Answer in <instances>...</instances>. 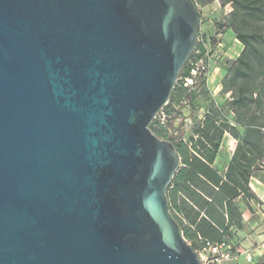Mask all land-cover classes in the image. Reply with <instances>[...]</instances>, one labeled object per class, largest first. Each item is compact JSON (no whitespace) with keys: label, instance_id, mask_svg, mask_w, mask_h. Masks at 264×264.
I'll return each mask as SVG.
<instances>
[{"label":"water","instance_id":"obj_1","mask_svg":"<svg viewBox=\"0 0 264 264\" xmlns=\"http://www.w3.org/2000/svg\"><path fill=\"white\" fill-rule=\"evenodd\" d=\"M200 22L193 0H0V264H202L150 128Z\"/></svg>","mask_w":264,"mask_h":264},{"label":"trees","instance_id":"obj_2","mask_svg":"<svg viewBox=\"0 0 264 264\" xmlns=\"http://www.w3.org/2000/svg\"><path fill=\"white\" fill-rule=\"evenodd\" d=\"M237 3L242 8L245 17H253L262 12L258 0H244L238 1ZM236 35L237 39L244 46V50L236 62L233 63L234 67L231 70L233 72L232 78L224 88L226 93H231L232 95L230 105L235 115V121L238 126L242 127L245 131L242 144H239L238 146L236 157L243 148L248 147L249 150L255 152L256 158L259 161H262L264 159V132L262 131L264 128V82H261L260 80L264 79V36L258 32H244L243 30L237 29ZM259 43H261V45ZM198 50L201 54L200 57L205 54L203 46H199ZM200 57L196 58L195 61H198ZM191 59L192 56L184 66L178 79L182 76L185 78L190 77L192 69L186 68V66ZM187 98L193 102L195 101L196 96L191 95L182 83H176L169 102L172 105H180ZM178 113L180 114V112ZM220 118H222L221 112L216 113L215 115H207L204 121L198 122L193 131L194 136L197 135L198 139H191L193 142V151L196 153V156L190 152L187 145L183 143L179 145L174 140H170L176 146L181 155L182 161L184 163L186 162L188 167L179 170L167 192L171 214L180 225L186 240L189 239V230L183 226L181 220L174 213L175 210L184 213L187 212L186 202H184L182 198H180L179 204L177 202L178 193L186 196L187 199L199 208L202 205L198 199V192L192 189L199 190L200 188L206 190L208 188V197L212 202L205 200L204 204L207 206L206 213L209 217V210L213 209V205L216 203V196L213 194L214 188H209L208 186L205 187L203 184L205 181L202 179H206V181L211 183L214 187H219L221 180L217 178L215 172L209 165L213 164L225 133L231 134L236 139L240 138L237 127L225 123L219 125L217 120ZM150 128L158 137L167 139L164 131L156 129L153 125H151ZM199 156L206 162H203ZM189 159H191V161H189ZM235 162L234 158L228 174L229 182L232 183V186L229 184H223L220 186V188L224 190L225 199L229 208L232 206V201L237 198L240 193L245 194L247 192V189L238 183L237 176L239 175L240 178L249 179L252 173L248 170L244 171L242 169L234 172ZM262 170H264V168ZM199 209H202V207ZM186 214L189 219L192 218V222L197 220L200 216L199 212H195L192 216L189 215L191 214L189 212ZM223 236L217 241L201 238L202 249L206 242L218 243L229 240L226 236ZM192 247L197 252L200 251L195 248L194 245H192Z\"/></svg>","mask_w":264,"mask_h":264},{"label":"rangeland","instance_id":"obj_3","mask_svg":"<svg viewBox=\"0 0 264 264\" xmlns=\"http://www.w3.org/2000/svg\"><path fill=\"white\" fill-rule=\"evenodd\" d=\"M238 1L244 0H195L201 22L197 46L186 68L192 69L189 78L193 80L187 89L191 95L196 96V99L193 102L189 98L186 99L193 111L190 120L185 122L180 119L177 123L179 129L174 138L179 145L182 143L190 145L195 127L198 122L204 121L207 115L221 112L222 118L217 120L219 125L225 123L238 126L230 105L232 95L224 91L233 75L231 71L234 67L233 63L244 50V46L237 39L236 29L258 32L264 36V0H258L262 12L253 17L243 15ZM199 46L205 49V54L201 57ZM198 57L200 59L195 61ZM185 79L182 76L177 83L183 84ZM260 81L264 82V79ZM215 84L221 87L215 88ZM175 116L177 117L176 114L172 115Z\"/></svg>","mask_w":264,"mask_h":264},{"label":"crops","instance_id":"obj_4","mask_svg":"<svg viewBox=\"0 0 264 264\" xmlns=\"http://www.w3.org/2000/svg\"><path fill=\"white\" fill-rule=\"evenodd\" d=\"M214 86L215 88L221 87L218 84ZM231 126L237 127L241 139H236L231 134L225 133L215 160L212 165H209L215 172L217 178L221 180L219 187H214L211 183L206 181V179H202L205 181H203L204 183L202 182L205 187L214 188L213 194L216 196V203L213 205V209L209 210V217L206 213L207 206L204 204L205 200L212 202L208 197V188L206 190L200 188L199 190L192 189L198 192V199L202 205V209H199L201 207H196L186 196L178 193L177 202L179 204L180 198H182V200L186 202L187 212L184 213L175 210L174 213L181 220L183 226L188 228L189 239H187V241L191 246L194 245L195 248L201 251V238L217 241L220 240L224 234L226 238L238 246L240 251L250 250L253 252L255 262L261 264L264 262V223H261L256 218L253 202H257L258 198H261L264 206V170H262L264 159L259 161L256 158L255 152L249 150L248 147L243 148L236 157L238 146L242 144L245 131L236 124H231ZM193 138L197 140L198 136L196 135ZM188 148L190 152L196 156V153L193 151L192 141ZM199 158L203 162H206L200 156ZM234 158L236 161L234 172L242 169L252 173L249 179L240 178L239 175L237 176L238 183L243 185L245 189H247V192L245 194L240 193V195L232 201V206L229 208L225 199L224 190L221 189L220 186L223 184L232 186V183L229 182L228 174ZM189 161H191V159H189ZM186 168H188L186 162L184 163L181 161L180 169ZM188 212L191 213L189 214L190 216H192V214L194 215L195 212H199L200 216L197 220L192 222V218L189 219L187 217L188 215L186 213ZM240 262H243L242 258Z\"/></svg>","mask_w":264,"mask_h":264},{"label":"built area","instance_id":"obj_5","mask_svg":"<svg viewBox=\"0 0 264 264\" xmlns=\"http://www.w3.org/2000/svg\"><path fill=\"white\" fill-rule=\"evenodd\" d=\"M193 1L195 3V0ZM192 73L195 72L192 71ZM179 80L180 78L178 81ZM192 83L193 80L188 77L185 79V83H183V85L187 88ZM183 108L191 109L186 100L180 105H172L168 101L154 117L151 125H153L156 129L165 132V135L167 136V139L165 140L175 141L174 137L177 135L179 129V126H177L178 121H180V119L185 122L190 120L182 114ZM178 112H180V114ZM175 114L177 117H172V115ZM262 131L264 132V128ZM263 168L264 164H262V169ZM253 208L257 219L261 223H264V206L261 198H258L257 202H253ZM200 240L202 241V239ZM198 254L202 264H258L255 262L253 252L250 250L240 251L238 246L230 240L218 243L206 242L204 248L199 251ZM241 258L243 259L242 263L240 262Z\"/></svg>","mask_w":264,"mask_h":264}]
</instances>
